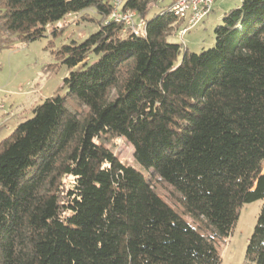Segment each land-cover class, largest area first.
I'll return each mask as SVG.
<instances>
[{"label": "trees", "instance_id": "16d2710c", "mask_svg": "<svg viewBox=\"0 0 264 264\" xmlns=\"http://www.w3.org/2000/svg\"><path fill=\"white\" fill-rule=\"evenodd\" d=\"M159 1H125L145 22L133 35L106 20L108 0H0V51L70 14L90 11L98 27L57 51L65 96L0 141V264H219L218 244L255 201L244 258L264 264V0L225 12L199 54L168 41L176 0L149 16Z\"/></svg>", "mask_w": 264, "mask_h": 264}, {"label": "rangeland", "instance_id": "374dc122", "mask_svg": "<svg viewBox=\"0 0 264 264\" xmlns=\"http://www.w3.org/2000/svg\"><path fill=\"white\" fill-rule=\"evenodd\" d=\"M240 0H215L212 12L205 20L190 30L180 41L175 31L168 38L171 43L182 45L188 53L199 54L214 44L213 29L221 24L215 20L225 4L237 7ZM170 0H160L149 13L168 5ZM90 15V11L88 12ZM89 14H70L49 26L44 36L36 41L24 43L14 40L8 48L0 51V141L7 137L19 124L32 117V109L43 100L57 94L65 96L62 82L68 69L58 59L57 51L71 42L81 43L94 34L98 27L89 20ZM222 15V14H220ZM223 16V15H222ZM61 29V34L51 32ZM70 113L81 110L77 102L68 98L65 104ZM112 149L123 163L133 165V148L123 139H113ZM140 170V167H137ZM157 191L163 200L174 210L177 205L171 202L169 190L163 186ZM261 201L244 204L239 209L238 219L230 236L218 244L219 264H252L245 261V249L252 234Z\"/></svg>", "mask_w": 264, "mask_h": 264}, {"label": "built area", "instance_id": "2783aa9c", "mask_svg": "<svg viewBox=\"0 0 264 264\" xmlns=\"http://www.w3.org/2000/svg\"><path fill=\"white\" fill-rule=\"evenodd\" d=\"M108 1L110 14L106 19L107 21L120 24L123 33L144 34L145 22L139 19L135 12L123 10L126 0ZM214 2L215 0H176L169 12L175 19V35L180 41L183 42V37L209 16Z\"/></svg>", "mask_w": 264, "mask_h": 264}, {"label": "crops", "instance_id": "0c3cea01", "mask_svg": "<svg viewBox=\"0 0 264 264\" xmlns=\"http://www.w3.org/2000/svg\"><path fill=\"white\" fill-rule=\"evenodd\" d=\"M225 1H227V0H225ZM240 1H241V0H240ZM240 1H239V2H240ZM214 3H215V2H214ZM239 4H240V3H238V5H239ZM213 5H214V4H213ZM238 5H237V6H238ZM232 7H233V5H230L229 3H228V4H225L224 7L221 8V10H220L221 13H220V14L223 15L225 12H227V11L233 9ZM212 8H213V7H212ZM212 13H213V12H212ZM220 14L217 15V17H216L215 20H219L220 18H222V15H220ZM207 19H208V18H207ZM168 41H169V40H168ZM169 42H170V41H169ZM182 45H183V44H182Z\"/></svg>", "mask_w": 264, "mask_h": 264}]
</instances>
